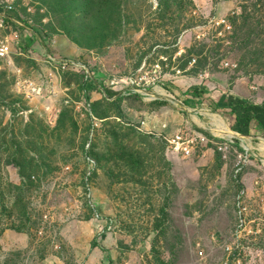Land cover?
<instances>
[{"label": "rangeland", "instance_id": "obj_1", "mask_svg": "<svg viewBox=\"0 0 264 264\" xmlns=\"http://www.w3.org/2000/svg\"><path fill=\"white\" fill-rule=\"evenodd\" d=\"M5 2L0 264H264V0Z\"/></svg>", "mask_w": 264, "mask_h": 264}, {"label": "built area", "instance_id": "obj_2", "mask_svg": "<svg viewBox=\"0 0 264 264\" xmlns=\"http://www.w3.org/2000/svg\"><path fill=\"white\" fill-rule=\"evenodd\" d=\"M0 7H2L4 9L3 12H0V61H8L11 59L12 53H13V44L15 39L18 37L17 33H15L14 35L9 34L10 31V26L9 24L12 23V25L15 24H19L22 25V23H20V21H18V19H14L11 20L8 17L9 12H11L10 10H12V7L8 6L5 2V0H0ZM226 21L222 20L220 22H217V24H225ZM162 62L165 61V59H161ZM146 67V61L142 63L140 70L145 69ZM152 68L154 69V72L156 73H160L162 70V66L159 63H156L154 65H152ZM83 71L85 73H88L89 70L86 69V67H83ZM159 80V78H154L151 79L150 81H142L141 79V83H140V89L138 90L140 92L141 95H143V97L145 98H150L151 100H159V93L157 91V81ZM188 153V150H187ZM89 169H88V173L87 176H91V173L93 171L94 168V160L89 159ZM100 219V215L98 213L95 214V220L98 221Z\"/></svg>", "mask_w": 264, "mask_h": 264}, {"label": "trees", "instance_id": "obj_3", "mask_svg": "<svg viewBox=\"0 0 264 264\" xmlns=\"http://www.w3.org/2000/svg\"><path fill=\"white\" fill-rule=\"evenodd\" d=\"M36 37V41H38L43 47H45L47 50L51 51L50 48L46 45V41L42 39V37H40L38 34L34 35ZM91 72H94L92 69H89ZM82 90L85 92H87L86 89V82L83 83L82 86ZM99 92H102L106 95V92L104 90H102V88H98L97 89ZM130 92H128L127 94H129ZM157 106L154 107L155 110H158L159 108L165 107L167 105V103L160 101L159 103L156 104Z\"/></svg>", "mask_w": 264, "mask_h": 264}, {"label": "bare ground", "instance_id": "obj_4", "mask_svg": "<svg viewBox=\"0 0 264 264\" xmlns=\"http://www.w3.org/2000/svg\"><path fill=\"white\" fill-rule=\"evenodd\" d=\"M169 95V94H167ZM170 96V95H169ZM172 99V98H171ZM207 112V111H206ZM201 114V113H200ZM208 114V113H207ZM210 114V113H209ZM214 121V120H213ZM219 127L221 130H223L225 133H228V128L226 127V125L223 122H219L218 123ZM214 130V129H213ZM228 135V134H227ZM232 136V135H231ZM225 137V136H224ZM229 137V136H228ZM233 138V137H232ZM245 141V140H244ZM251 145V144H250Z\"/></svg>", "mask_w": 264, "mask_h": 264}, {"label": "crops", "instance_id": "obj_5", "mask_svg": "<svg viewBox=\"0 0 264 264\" xmlns=\"http://www.w3.org/2000/svg\"><path fill=\"white\" fill-rule=\"evenodd\" d=\"M4 11V9L2 8V7H0V12H3ZM8 14V17L11 19V20H14V19H16L15 17H13L12 15H11V12H9V13H7ZM160 102V100L158 101H155L154 103H153V105H154V107H156L157 105V103H159ZM163 108V107H162ZM159 109H161V108H159ZM155 111H157V110H155Z\"/></svg>", "mask_w": 264, "mask_h": 264}]
</instances>
